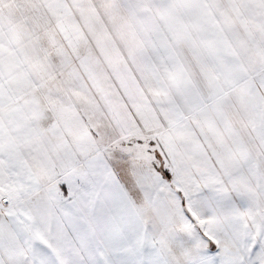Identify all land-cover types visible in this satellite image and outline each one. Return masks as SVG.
<instances>
[{"label":"snow or ice","instance_id":"1","mask_svg":"<svg viewBox=\"0 0 264 264\" xmlns=\"http://www.w3.org/2000/svg\"><path fill=\"white\" fill-rule=\"evenodd\" d=\"M0 264H264V0H0Z\"/></svg>","mask_w":264,"mask_h":264}]
</instances>
